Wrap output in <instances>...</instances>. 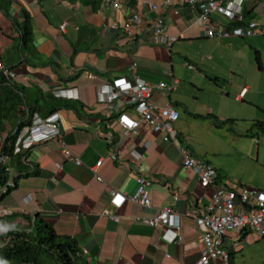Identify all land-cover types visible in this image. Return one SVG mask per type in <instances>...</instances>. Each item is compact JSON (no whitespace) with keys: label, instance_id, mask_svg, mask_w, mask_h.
I'll use <instances>...</instances> for the list:
<instances>
[{"label":"crops","instance_id":"0c3cea01","mask_svg":"<svg viewBox=\"0 0 264 264\" xmlns=\"http://www.w3.org/2000/svg\"><path fill=\"white\" fill-rule=\"evenodd\" d=\"M24 10L32 29L27 43L22 37ZM243 14L245 23L256 19L264 28V0H244ZM133 15L143 22L133 23L127 31L123 24ZM158 15L171 34L180 36L171 47L152 40L151 27ZM198 17L199 11L182 0H172L169 6L164 0H123L119 8L104 0L97 7L84 0H11L7 15L0 9V59L16 72L10 80L23 89L40 116L59 112L61 137L83 162L67 160L56 140L34 146L25 163L37 174L25 176L22 171L17 187L0 200V233L30 229L40 216L58 234L75 241L87 264L196 263L203 246L192 215H183V239L174 242L141 218L154 216L165 206L185 214L209 200L211 189L203 188L197 174L183 166L177 144L214 166L219 182L229 180L219 164L198 156L183 131L192 130L191 119H213L208 130H240L234 126L242 118L249 131L254 120H264V34L208 37ZM216 21L218 26L233 25L223 16ZM120 76H139L152 84L178 80L168 96L180 111L175 142L164 141L163 134L146 124L127 134L117 123L119 112L98 101V88ZM209 87L218 94L207 96ZM153 99L163 103L167 98L157 90ZM126 110L136 115L133 107ZM183 112L187 118L180 121ZM229 118L233 119L229 124L217 125ZM9 130L10 125L0 133V151ZM95 166L102 181L96 178ZM20 169L12 163L14 175ZM146 172L153 178L152 206L130 201L114 206L110 191L132 194L136 176ZM231 233L224 246L236 250L244 234Z\"/></svg>","mask_w":264,"mask_h":264},{"label":"built area","instance_id":"2783aa9c","mask_svg":"<svg viewBox=\"0 0 264 264\" xmlns=\"http://www.w3.org/2000/svg\"><path fill=\"white\" fill-rule=\"evenodd\" d=\"M123 0H104L114 8H119ZM244 0H182V3L190 5L199 11L198 23L204 28L208 37H229L234 35L252 36L264 34V28L256 19L247 23L232 26H218L216 19L218 16L226 18L227 22H244L243 14ZM172 0H164V5H171ZM153 9H158L156 4H152ZM175 13L178 10L175 9ZM143 18L139 15L131 16L123 27L129 31L133 23L141 24ZM67 23L64 22L60 28L64 30ZM151 37L153 42L171 47L180 36L171 34L162 15H158L151 27ZM188 67L193 65L186 63ZM0 73L7 78H15L14 69L6 65L0 59ZM90 77H94L92 74ZM178 80L173 78L171 82L161 81L152 84L145 79L135 76L128 79L125 76L115 78L112 82L103 84L98 88V101L106 104L110 109L119 112L117 123L127 133L136 132L142 124L151 126L156 132L163 134L166 142H175L179 135L174 124L180 119V111L176 109L168 100V96L175 90ZM160 91L165 102L153 99V93ZM246 90L240 96H243ZM72 97V94H68ZM126 106L133 107L136 115L126 110ZM59 112L51 113L47 117H42L38 112L32 116L31 124L24 126L17 137L14 145V154H25L40 142L56 140L62 146L64 157L81 165L83 162L67 145L61 137L59 127ZM183 156V166L197 174L199 183L203 188H210L211 195L208 202L201 208L180 214L170 206H165L157 214L150 217H143L141 220L156 229L163 230V238L168 242L183 239L182 217L192 215L198 228L199 242L203 248L200 257L195 264H229L231 252L225 248L224 239L230 232L239 234L248 233L255 230L264 236V189L243 184L234 183L230 180L218 181V172L214 166L193 156L184 145L177 144ZM110 157L116 158L114 153ZM8 156L1 155L0 162H9ZM100 163V162H99ZM99 165V164H98ZM59 168L63 166L58 164ZM96 178L100 181L103 177L97 174V166L92 168ZM11 171V166L7 168ZM146 173L136 176L137 188L132 194L122 193L116 189L110 191L111 201L114 206L120 208L126 201L136 203L142 207L152 206L150 189L153 178ZM0 186V196L9 188L15 186L14 178ZM178 194L174 199H178ZM106 215L115 221L120 217L110 210H105ZM83 250L81 253H86ZM167 256H170L169 254Z\"/></svg>","mask_w":264,"mask_h":264},{"label":"trees","instance_id":"16d2710c","mask_svg":"<svg viewBox=\"0 0 264 264\" xmlns=\"http://www.w3.org/2000/svg\"><path fill=\"white\" fill-rule=\"evenodd\" d=\"M87 3H93L95 7L101 4L102 0H84ZM11 0H0V9L8 14ZM25 22L22 37L24 43L30 40L32 34L30 14L24 10ZM245 22H235L233 25H240ZM232 26V25H231ZM37 107L28 103L23 89H20L10 78L0 73V133L6 131L8 125L11 130L5 136L1 147V155L8 156L9 162H0V186L8 182L12 177L11 172L7 170L11 166V160L14 154V145L20 130L31 124L32 116L37 111ZM232 118L218 120L217 125L230 123ZM264 135V120L256 119L253 122V128L250 130V136ZM30 150H28L29 152ZM18 165L21 166L19 175L15 180V186L9 188L0 196V200L17 187L18 180L25 170V176L37 174V171L26 169L25 160L28 153L17 154ZM25 158V159H24ZM24 166V167H22ZM246 234V233H244ZM231 258V254H230ZM87 264L80 254L75 241L68 236L58 234L49 222L38 216L30 229L9 230L0 233V264Z\"/></svg>","mask_w":264,"mask_h":264},{"label":"rangeland","instance_id":"374dc122","mask_svg":"<svg viewBox=\"0 0 264 264\" xmlns=\"http://www.w3.org/2000/svg\"><path fill=\"white\" fill-rule=\"evenodd\" d=\"M206 89L207 96L218 94L215 88ZM186 116L183 112L180 121L186 120ZM213 121L211 118H193L190 121L192 130H183L185 135L191 137L198 156L203 160H211L217 167L219 164L224 169L223 175L231 182L264 188V135L250 136V131L245 130L247 121L242 118L235 120L234 127L240 130H208ZM18 159L19 155H15L11 165L13 163L16 166ZM236 247V250L229 249L233 251L229 264H264V236L260 232L252 230L242 235Z\"/></svg>","mask_w":264,"mask_h":264}]
</instances>
